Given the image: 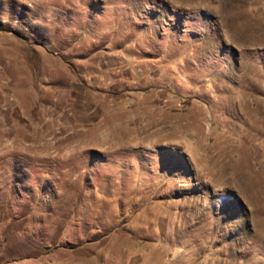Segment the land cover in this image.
<instances>
[{"label": "rangeland", "instance_id": "rangeland-1", "mask_svg": "<svg viewBox=\"0 0 264 264\" xmlns=\"http://www.w3.org/2000/svg\"><path fill=\"white\" fill-rule=\"evenodd\" d=\"M8 257L264 264V0H0Z\"/></svg>", "mask_w": 264, "mask_h": 264}, {"label": "crops", "instance_id": "crops-1", "mask_svg": "<svg viewBox=\"0 0 264 264\" xmlns=\"http://www.w3.org/2000/svg\"><path fill=\"white\" fill-rule=\"evenodd\" d=\"M4 234H5V232L4 231H2V237L4 236ZM81 238H79V240H80ZM72 243H75V241H72ZM76 243H78L77 241H76ZM73 246V245H72ZM82 246L83 245H77V246H73L74 247V249L77 247V249L78 248H82ZM3 253H4V251H3ZM1 264H12V260L8 257L5 261H3L2 260V262H1Z\"/></svg>", "mask_w": 264, "mask_h": 264}]
</instances>
